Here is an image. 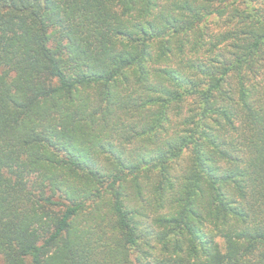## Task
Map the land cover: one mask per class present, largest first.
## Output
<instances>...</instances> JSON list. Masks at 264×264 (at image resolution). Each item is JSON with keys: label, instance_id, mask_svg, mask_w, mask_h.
<instances>
[{"label": "trees", "instance_id": "16d2710c", "mask_svg": "<svg viewBox=\"0 0 264 264\" xmlns=\"http://www.w3.org/2000/svg\"><path fill=\"white\" fill-rule=\"evenodd\" d=\"M0 264H264V0H0Z\"/></svg>", "mask_w": 264, "mask_h": 264}]
</instances>
